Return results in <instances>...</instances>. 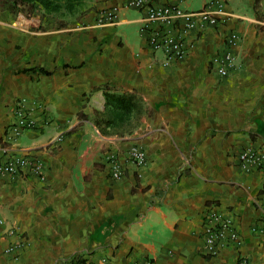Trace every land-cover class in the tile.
Here are the masks:
<instances>
[{
  "label": "crops",
  "instance_id": "1",
  "mask_svg": "<svg viewBox=\"0 0 264 264\" xmlns=\"http://www.w3.org/2000/svg\"><path fill=\"white\" fill-rule=\"evenodd\" d=\"M208 1L153 3L196 12ZM216 1L217 25L167 28L185 47L167 65L148 45L163 27L125 0L60 20L0 6V162L40 165V176L0 175V264H264V170L236 160L264 153V0ZM105 11L113 22L98 23ZM229 34L234 67L218 77L210 60ZM104 93L136 96L127 126L103 123ZM19 106L34 126L15 136ZM224 221L236 242L206 255L204 228Z\"/></svg>",
  "mask_w": 264,
  "mask_h": 264
},
{
  "label": "built area",
  "instance_id": "2",
  "mask_svg": "<svg viewBox=\"0 0 264 264\" xmlns=\"http://www.w3.org/2000/svg\"><path fill=\"white\" fill-rule=\"evenodd\" d=\"M125 5L145 13V21L149 24H158L163 30L157 28L155 32L148 37V45L155 53L162 56L163 65L169 64L171 61H179L185 54V47L180 38L174 37L167 31L168 27L174 25L179 26L182 34L193 29H203L217 25L223 16L222 5L216 0L205 3L204 7L196 12H187L176 6H157L153 0H125ZM115 15L112 11H105L98 17V23H111ZM165 28V29H164ZM238 38L235 34H229L225 39L226 50L219 55H214L210 64L218 77H225L233 70L234 56L230 48L235 46ZM21 106L15 116V125L12 126V133L17 136L20 131L30 129L34 123L23 116ZM128 160L136 167L145 163L144 152L138 147H131L127 152ZM237 164L244 170L249 167H255L264 170V153L253 147H245L237 155ZM110 176L118 179L121 176L119 165L110 160ZM28 167L34 174L40 176V165L35 160H28L21 157H11L7 162H0V175H13L18 168ZM204 249L206 255H214L217 247L224 240L236 242V235L230 231L228 222L217 223L213 227L204 228ZM264 232V231H262ZM12 247H8L4 252L10 254ZM104 263V260L102 261ZM143 264H154L152 260H148ZM236 264H247L245 260H238Z\"/></svg>",
  "mask_w": 264,
  "mask_h": 264
},
{
  "label": "trees",
  "instance_id": "3",
  "mask_svg": "<svg viewBox=\"0 0 264 264\" xmlns=\"http://www.w3.org/2000/svg\"><path fill=\"white\" fill-rule=\"evenodd\" d=\"M81 0H0V6L5 5L12 12H24L27 15L36 10L45 14L72 15L81 6ZM45 73V72H44ZM105 109L103 123L117 127L127 126L130 117L139 112L138 99L133 94L114 95L104 93Z\"/></svg>",
  "mask_w": 264,
  "mask_h": 264
},
{
  "label": "rangeland",
  "instance_id": "4",
  "mask_svg": "<svg viewBox=\"0 0 264 264\" xmlns=\"http://www.w3.org/2000/svg\"><path fill=\"white\" fill-rule=\"evenodd\" d=\"M90 0H81L80 4H81V7H84V5L89 2ZM81 7H80V10H81ZM82 13V11H80V13L78 14H72V15H60V14H51V15H48L47 17H44L45 19H63V18H75L77 15H80ZM44 15V14H43Z\"/></svg>",
  "mask_w": 264,
  "mask_h": 264
}]
</instances>
